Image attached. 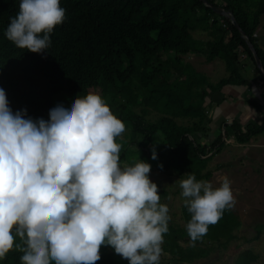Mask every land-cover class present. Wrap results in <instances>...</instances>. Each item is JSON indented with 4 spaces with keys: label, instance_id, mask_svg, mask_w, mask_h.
Here are the masks:
<instances>
[{
    "label": "trees",
    "instance_id": "1",
    "mask_svg": "<svg viewBox=\"0 0 264 264\" xmlns=\"http://www.w3.org/2000/svg\"><path fill=\"white\" fill-rule=\"evenodd\" d=\"M207 1L233 14L264 68V50L256 35L264 0ZM61 7L65 20L50 35L51 45L42 53H32L17 48L5 35L11 18L19 12V0H0V88L13 114L26 109L25 119L49 121L50 110L57 105L70 109L77 96L96 93L126 125L123 138H117L122 145L121 165L141 159L151 165V172L209 179L208 163L222 151L225 140L221 133L209 146L208 91L249 84L242 76V54L256 66L239 30L201 0H61ZM204 32L211 39L195 37ZM191 54L208 63L221 59L229 78L211 84L184 62ZM151 113L157 118L148 120ZM232 129L237 142L247 144L264 132V122L243 128L235 120ZM154 145L157 159H152ZM208 146L214 150L209 158ZM182 212L187 224L191 214L185 205ZM240 227L239 218L225 210L219 222L209 226L207 234L193 245L186 226L169 224L163 252L181 264L192 263L207 257L215 243L227 247L238 240L235 231ZM100 253L96 264H129L111 246H102ZM21 256L13 250L0 264H21ZM257 259L246 249L237 255L235 264H254Z\"/></svg>",
    "mask_w": 264,
    "mask_h": 264
},
{
    "label": "clouds",
    "instance_id": "2",
    "mask_svg": "<svg viewBox=\"0 0 264 264\" xmlns=\"http://www.w3.org/2000/svg\"><path fill=\"white\" fill-rule=\"evenodd\" d=\"M64 20L61 0H19L5 35L42 53ZM26 113L13 114L0 88V260L16 250L21 264H96L101 247L111 246L129 264H160L170 209L160 203L149 163L121 165L117 138L126 125L104 98L77 96L70 109H51L49 121ZM177 183L195 245L234 207L231 181L225 176L214 188L187 174Z\"/></svg>",
    "mask_w": 264,
    "mask_h": 264
},
{
    "label": "rangeland",
    "instance_id": "3",
    "mask_svg": "<svg viewBox=\"0 0 264 264\" xmlns=\"http://www.w3.org/2000/svg\"><path fill=\"white\" fill-rule=\"evenodd\" d=\"M259 28L260 32L258 34H262L264 32V15L261 18V25ZM195 37L205 41L207 34L200 33ZM190 61L192 60L190 59ZM184 62L186 63V58L184 59ZM217 62L220 64V66L217 70L216 68L218 66L211 70H216V72L214 73L213 77L209 79V82L214 83L213 85L220 82L222 79L229 78L230 75L225 63L221 61V59H218ZM194 63L199 69H203V57L199 62L195 60ZM221 64H223L224 69L221 67ZM200 73L205 75L204 72ZM261 83L264 85L263 82ZM137 111L139 112V109H137ZM155 118H157V115L151 113L150 117L147 119L154 120ZM237 120L238 122L240 121L239 118H237ZM189 122L190 121L188 120H179V123L184 125L190 124ZM230 129L231 128L229 126L227 127L226 131L230 132ZM258 137H260V139L264 138V133ZM231 139L233 140V143H236L235 145H240V143L234 141V138ZM243 148L246 147L240 148V150L243 151H238V153L233 157V161H231L229 157L225 158V156L222 154L221 160L218 161L217 164H225L223 172L218 175L216 174V176L211 179L206 180L211 182L215 188L220 185V182L222 181L221 179L223 177L227 176L230 179L236 201L234 207H232L230 210L242 222L241 227L235 231V234L239 239L232 241L229 245H227V247H225L223 244L215 243L214 250H212L207 257L188 264H235L237 255L246 249H251L258 256V259L254 264H264V228L261 227L264 226V193L259 194L257 190V180L259 178V173L257 172L256 166L257 164L252 162H244L245 160L258 161L259 153L256 149L253 151ZM208 164L210 168H215L212 166L213 162ZM215 164L216 163H214V166L217 165ZM149 177L154 183L158 185V192L159 195H161L160 203L167 204L170 209L169 215L171 216V220L169 221V224L174 225L175 227H185L186 222L182 212L184 202L183 198L180 196L181 190L179 185L178 183L175 184V182L181 177L177 174L160 172L158 170L151 172ZM249 180L250 183H248ZM165 193L166 195H164ZM169 194L172 196L171 200L167 199ZM160 264L181 263L174 260L170 254L163 252L160 259Z\"/></svg>",
    "mask_w": 264,
    "mask_h": 264
},
{
    "label": "crops",
    "instance_id": "4",
    "mask_svg": "<svg viewBox=\"0 0 264 264\" xmlns=\"http://www.w3.org/2000/svg\"><path fill=\"white\" fill-rule=\"evenodd\" d=\"M259 32H260V28H258L256 33L258 38V44L260 48L264 50V32L262 34H258ZM197 34L200 33H196L195 36ZM202 34H207V37L205 38L206 40L211 39L208 33L204 32ZM185 58H186V63L192 65L197 71L204 72L208 80L211 77H213L214 73L220 66L217 60L211 63H207L205 58L203 57V61H204L203 69H205L203 70V69H199L198 66L194 63L195 60L199 62L202 59L201 56H198L196 54L195 55L191 54L186 56ZM240 58H241V62H244L245 64V68L243 69L242 76L244 79L248 80L249 84L247 85L231 84L225 86L222 90H216V91L209 90L205 101L206 102L205 114L211 120V123L209 125L211 128V134L208 140L209 146H211V143L214 142L221 133L224 135L225 142L227 140L222 151L220 153L215 154L209 161V163L213 162L212 166L215 167V168L212 167L210 168L208 164V170L212 172V176L209 179L215 177L216 174L218 175L223 172V169L225 168V164H219V165L217 164L218 161L221 160L222 154L225 156V158L229 157L231 161H233V157L238 153V151H243L240 150V148L246 147L243 149H249L253 151L256 149L259 153V160L258 161L245 160L244 162L247 163L252 162L257 164L256 165L257 172L259 173V178L257 180V190L259 194H263L264 193V138L260 139V137L258 136H261L264 132L259 134L257 137L253 138L247 144L235 145L236 143H233V140L231 139L234 138V141L237 142V140H235L234 137V130L232 129V125L234 121L235 120L238 121L237 118H239L240 120L239 123L243 128H245L249 124L261 126L264 122V85L261 83L262 74L258 69L257 65L255 66L252 63V61L248 59L247 56L242 54ZM190 59L192 61H190ZM216 66L218 67L216 68ZM221 67L223 68V64H221ZM213 68H216V70L211 71L213 70ZM210 83L214 84L212 82ZM229 126L231 128L230 132L226 131L227 127ZM227 132L228 135H226ZM208 152L213 154L214 150H212L209 147ZM211 155L210 156L207 155L206 157L209 158L211 157ZM214 163H216L217 165L215 164L216 166H214ZM215 170H220V171H215ZM248 183H250V180L248 181ZM261 227L264 228V226Z\"/></svg>",
    "mask_w": 264,
    "mask_h": 264
},
{
    "label": "water",
    "instance_id": "5",
    "mask_svg": "<svg viewBox=\"0 0 264 264\" xmlns=\"http://www.w3.org/2000/svg\"><path fill=\"white\" fill-rule=\"evenodd\" d=\"M201 1L205 4V6L209 7L213 12L217 13L220 16L228 18L232 22V24L239 30V32L241 33L242 37L247 41V43L249 45V48L251 49V51L253 53L256 65H257L258 69L260 70V72L262 74V77L264 79V68H263V65H262L261 58L258 55V52H257L255 46L249 40V38L247 37L245 31L240 27L238 21L233 16V14L230 11H227L224 8L220 7V6H217V5L209 3L207 0H201Z\"/></svg>",
    "mask_w": 264,
    "mask_h": 264
},
{
    "label": "built area",
    "instance_id": "6",
    "mask_svg": "<svg viewBox=\"0 0 264 264\" xmlns=\"http://www.w3.org/2000/svg\"><path fill=\"white\" fill-rule=\"evenodd\" d=\"M212 153L208 154V156H210Z\"/></svg>",
    "mask_w": 264,
    "mask_h": 264
}]
</instances>
